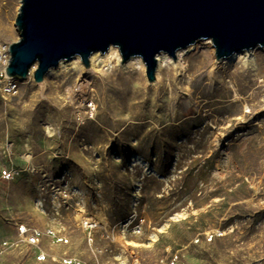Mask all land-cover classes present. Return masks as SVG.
Returning <instances> with one entry per match:
<instances>
[{"label":"rangeland","instance_id":"rangeland-1","mask_svg":"<svg viewBox=\"0 0 264 264\" xmlns=\"http://www.w3.org/2000/svg\"><path fill=\"white\" fill-rule=\"evenodd\" d=\"M20 1L0 0L7 51ZM206 40L156 84L72 69L7 94L0 58V264H264V47L251 70Z\"/></svg>","mask_w":264,"mask_h":264},{"label":"water","instance_id":"water-1","mask_svg":"<svg viewBox=\"0 0 264 264\" xmlns=\"http://www.w3.org/2000/svg\"><path fill=\"white\" fill-rule=\"evenodd\" d=\"M19 39L8 46L7 75L42 81L61 60L118 48L122 61L139 56L149 82L157 54L210 39L215 59L264 47V0H21Z\"/></svg>","mask_w":264,"mask_h":264},{"label":"bare ground","instance_id":"bare-ground-1","mask_svg":"<svg viewBox=\"0 0 264 264\" xmlns=\"http://www.w3.org/2000/svg\"><path fill=\"white\" fill-rule=\"evenodd\" d=\"M199 42H196V45ZM203 43H208L211 47L210 40H206ZM191 48V47H189ZM213 50V48L211 47ZM258 49V47L250 49V50H244V51H238L233 53L231 56L223 59H215V63H241L243 66L250 68L251 70L257 69V57L255 54V50ZM9 56L8 51L5 47L0 48V58H3V56ZM9 60V58H8ZM36 64H34L30 68L29 75H33V71L35 70ZM113 67H117L120 70L123 71H142L146 75V68L143 60L139 56H133L127 61L123 62L121 54L117 47L110 46L108 50L104 53H101L99 51L93 52L89 56V65H84L81 61L79 56H73L72 58L68 60H61L56 67H52L49 69L47 74L44 76L46 78L49 75L55 74V75H61L66 74L70 70L75 69L78 70L80 73H86L87 71H92L93 73H97L100 71V69H112ZM167 67H173L177 73H181L185 68V49L181 48L177 50L176 57L173 58L168 55L167 53H159L157 54V66L155 71V80L152 82H149L150 84H156L159 81V78L161 76V73L167 68ZM6 80H12V77L9 75H6ZM44 80V79H43ZM45 81V80H44ZM43 81V82H44ZM42 82V83H43Z\"/></svg>","mask_w":264,"mask_h":264},{"label":"built area","instance_id":"built-area-1","mask_svg":"<svg viewBox=\"0 0 264 264\" xmlns=\"http://www.w3.org/2000/svg\"><path fill=\"white\" fill-rule=\"evenodd\" d=\"M8 55H9V53H8ZM8 58H9V56H7V55H5V56H3V58H1V61H2V63L4 65H7ZM4 74H5V76L7 75L5 71H4ZM12 80H5L4 81L2 89L7 94H12L16 90V87H17L16 82H13ZM2 176L5 179H9V178L12 177V171L8 170V169H4L2 171ZM93 227H94V223H92L91 221L86 220L84 222V228L86 230H90ZM133 230L135 232L139 231L138 226L137 225L134 226ZM17 233H18V235L21 238H24L25 241H27L29 244H32V245H38L39 242H40V238L43 235V232L40 229H38V228H28L25 224H20V225L17 226ZM47 234L49 236H51L54 239V241H56V242H67L68 241L66 236L59 235L55 231H53L51 229L47 230ZM44 258H45V254H44L43 250L40 249L37 252V259L42 260ZM62 260L66 264H74V263L79 262V260H77L76 258H71V257H63Z\"/></svg>","mask_w":264,"mask_h":264}]
</instances>
